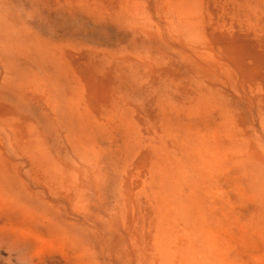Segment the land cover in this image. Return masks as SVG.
Returning <instances> with one entry per match:
<instances>
[{
	"label": "rangeland",
	"instance_id": "rangeland-1",
	"mask_svg": "<svg viewBox=\"0 0 264 264\" xmlns=\"http://www.w3.org/2000/svg\"><path fill=\"white\" fill-rule=\"evenodd\" d=\"M0 264H264V0H0Z\"/></svg>",
	"mask_w": 264,
	"mask_h": 264
}]
</instances>
